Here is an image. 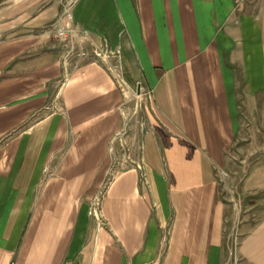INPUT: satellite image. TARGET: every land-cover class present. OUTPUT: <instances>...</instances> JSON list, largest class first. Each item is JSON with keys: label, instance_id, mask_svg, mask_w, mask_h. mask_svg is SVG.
<instances>
[{"label": "crops", "instance_id": "0c3cea01", "mask_svg": "<svg viewBox=\"0 0 264 264\" xmlns=\"http://www.w3.org/2000/svg\"><path fill=\"white\" fill-rule=\"evenodd\" d=\"M72 17L145 100L129 123L91 56L29 70V42L2 51L0 264H223L215 166L264 97V0H77ZM240 254L264 264V224Z\"/></svg>", "mask_w": 264, "mask_h": 264}, {"label": "rangeland", "instance_id": "374dc122", "mask_svg": "<svg viewBox=\"0 0 264 264\" xmlns=\"http://www.w3.org/2000/svg\"><path fill=\"white\" fill-rule=\"evenodd\" d=\"M76 2L0 0V81L12 75L10 71L16 61L6 63L7 56L3 57L1 53L16 40L30 43L31 48L19 57V63L23 62L29 70L39 64L37 59L41 55L44 57L57 50L65 53L56 38L57 27L73 21L72 11ZM40 46L41 50H37ZM76 50L68 60L82 64L85 60L78 61ZM105 65L120 73L117 59ZM122 72L124 74L123 69ZM131 88L126 90L128 97L124 113L127 121L134 123L140 117L137 111L145 97H136L135 87ZM239 119L234 143L226 150L224 162L215 166L219 197L225 213L223 264H251L242 258L240 249L244 239L264 224V97L259 98L253 108L242 106Z\"/></svg>", "mask_w": 264, "mask_h": 264}, {"label": "built area", "instance_id": "2783aa9c", "mask_svg": "<svg viewBox=\"0 0 264 264\" xmlns=\"http://www.w3.org/2000/svg\"><path fill=\"white\" fill-rule=\"evenodd\" d=\"M69 19H71V17ZM57 28L58 29L56 32V38L59 40V43L62 45V48L65 52L64 53L65 60L66 59L68 60V58L74 53L76 49H78V51L76 50V52L79 58L78 60L79 62L82 60H87L90 56L93 58L94 62L103 65L109 64L112 59H117V64H118L117 66H119L120 73L117 74L118 70L113 71L112 68H109L106 65L105 66L108 68V70L111 73L115 75L120 87L122 88L123 93L126 94V90L130 88L123 77L124 74L122 72L123 68L121 66V59L119 53L113 52L110 49H108L106 43H103L102 45H98V46L90 43L87 37V31L77 27L73 23V21L68 23H62ZM75 44H76V48H75ZM89 46H91L90 49ZM77 65H79L78 62ZM140 91H141V87H139V92ZM139 96H141L140 93ZM10 264H16V263L12 261L10 262Z\"/></svg>", "mask_w": 264, "mask_h": 264}]
</instances>
